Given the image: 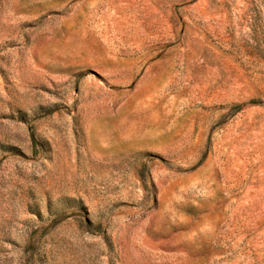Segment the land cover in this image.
I'll return each instance as SVG.
<instances>
[{
    "label": "rangeland",
    "instance_id": "rangeland-1",
    "mask_svg": "<svg viewBox=\"0 0 264 264\" xmlns=\"http://www.w3.org/2000/svg\"><path fill=\"white\" fill-rule=\"evenodd\" d=\"M0 264H264V0H0Z\"/></svg>",
    "mask_w": 264,
    "mask_h": 264
}]
</instances>
